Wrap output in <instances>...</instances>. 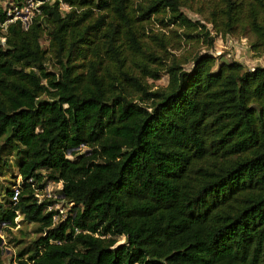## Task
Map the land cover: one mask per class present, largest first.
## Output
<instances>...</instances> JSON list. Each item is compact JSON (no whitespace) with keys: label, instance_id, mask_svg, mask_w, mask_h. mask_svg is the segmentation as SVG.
<instances>
[{"label":"trees","instance_id":"obj_1","mask_svg":"<svg viewBox=\"0 0 264 264\" xmlns=\"http://www.w3.org/2000/svg\"><path fill=\"white\" fill-rule=\"evenodd\" d=\"M41 1L26 29L0 26V233L35 225L7 263L0 237V264H264V65L165 64L147 20L204 27L179 0ZM222 1V32L255 35L264 54V0L244 16ZM125 50L145 59L138 72ZM49 183L66 212L39 198Z\"/></svg>","mask_w":264,"mask_h":264},{"label":"rangeland","instance_id":"obj_2","mask_svg":"<svg viewBox=\"0 0 264 264\" xmlns=\"http://www.w3.org/2000/svg\"><path fill=\"white\" fill-rule=\"evenodd\" d=\"M179 1L180 11L188 19L191 21H199L204 27L194 28L172 23L164 27L155 17H151L147 20L145 22V35L142 39L144 46L149 47V49L154 50L159 55H164L165 64L175 58L182 61V66L189 70L192 66V58L197 54L207 52L216 57V64L213 67V71L217 70V65L222 60H238L249 69L257 65H264V54L253 51L254 48L252 44L256 39L255 35L244 36L240 31L227 34L222 32L224 26L219 23V19L221 18L219 8L223 5L222 0ZM240 1L242 2V16H244L247 6H249V3L253 0ZM61 9L65 11L67 7L61 5ZM211 20H214L216 23L209 22ZM136 23L137 22H135V24ZM206 32L213 38V44L211 46H209V37ZM154 35H156V37ZM41 43L43 47L47 44L44 38L41 40ZM124 55L126 66L132 68L135 72H138V67L136 65L145 59L142 56L132 54L127 50L124 51ZM163 67H165V65H163ZM109 68L113 73L115 72V68L110 61ZM146 80L152 89H156L167 85L168 75L164 72V69H161L160 77L158 79L148 77ZM9 159L11 160V163L14 164V157L10 156ZM13 171H15V169H13ZM10 173V170H7L2 176H0L1 184L7 183L8 180H11L12 177ZM47 188L50 191H58V187L54 183H50ZM67 206L68 205L65 202L59 201V209L62 208L63 211L66 212L68 208ZM20 229H22L20 232L14 228L11 232H6V234L0 233V237H4V246L6 250L2 257L6 263L10 258L14 257V251L17 250V247H15V244L12 241L13 237L19 238L24 232L25 235H23V241L24 244H28L30 239L34 236V224L28 223L25 225L22 223ZM123 240L124 237H119V242H122Z\"/></svg>","mask_w":264,"mask_h":264},{"label":"built area","instance_id":"obj_3","mask_svg":"<svg viewBox=\"0 0 264 264\" xmlns=\"http://www.w3.org/2000/svg\"><path fill=\"white\" fill-rule=\"evenodd\" d=\"M42 3L41 0H20L18 3H14L12 1H1L0 0V9L5 12L6 19L5 22L0 24L3 30H5L7 24L14 22L16 20L21 21L23 27L26 29L29 24L32 21V18L35 16H38L41 11L39 9V5ZM64 5V4H62ZM50 184V183H49ZM47 184L44 192L41 195H38L40 199L43 197L56 199L57 201L53 204V206H49L48 210L51 208L59 209L58 204L59 200L61 199V196L58 194V192L50 191L47 187L49 186ZM57 185L58 190L62 188L61 183H54ZM18 196V189H15L14 195L12 197L13 201L17 200ZM61 212H64L62 208L59 209ZM53 219L56 221L57 216H53Z\"/></svg>","mask_w":264,"mask_h":264}]
</instances>
